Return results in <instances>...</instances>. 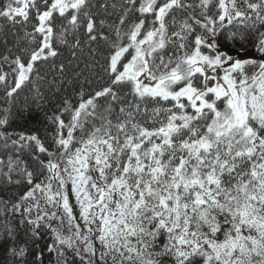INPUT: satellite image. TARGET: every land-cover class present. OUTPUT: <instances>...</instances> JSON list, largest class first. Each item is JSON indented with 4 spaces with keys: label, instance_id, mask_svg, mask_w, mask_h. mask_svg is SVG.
Segmentation results:
<instances>
[{
    "label": "snow or ice",
    "instance_id": "snow-or-ice-1",
    "mask_svg": "<svg viewBox=\"0 0 264 264\" xmlns=\"http://www.w3.org/2000/svg\"><path fill=\"white\" fill-rule=\"evenodd\" d=\"M0 22L22 33L0 42V211L52 241L30 260L5 227V264H264V0H0ZM85 46L98 83L49 97L42 69Z\"/></svg>",
    "mask_w": 264,
    "mask_h": 264
},
{
    "label": "trees",
    "instance_id": "trees-1",
    "mask_svg": "<svg viewBox=\"0 0 264 264\" xmlns=\"http://www.w3.org/2000/svg\"><path fill=\"white\" fill-rule=\"evenodd\" d=\"M99 17L104 18L103 10H99ZM0 24H2V22H0ZM17 34H22L19 30V26L12 27L4 25L0 28V42L7 40L8 46L11 47L14 43V37ZM3 50V46L0 44V51ZM97 59H100L102 62V57H97ZM56 63H63L65 65V71L59 73L58 71L45 66L42 69V75H46V79L39 83V87L42 91H45L49 97L55 95L57 101L65 95H71L74 91L79 89L81 84L87 88L88 80L93 81V86H95V84L98 83L97 77L103 74L99 65L95 64L87 46L83 48V51L77 50L75 57L72 56L71 51L64 49L63 54L57 59ZM86 65H92V67H86ZM49 81H54V83L50 85L48 83ZM68 81H72V83L69 84ZM56 88H60V92L56 93ZM25 95L30 94L27 92L22 93L18 99L19 104L24 103ZM0 103L3 102L0 101ZM18 126L28 131L40 128L41 132H43V126L38 124L35 120L31 122L20 121ZM18 191L19 190L15 186L7 185L3 179H0V200L13 199ZM19 221L20 217H5L3 212L0 211V234L4 232L5 227H12L17 237V243L20 246L26 245L28 247L30 260L34 257L35 253L41 249L44 250V256L47 259L49 254L46 248L47 245L52 242L50 234L41 232L40 238L35 239L32 237L30 226L21 224ZM7 259L10 264L12 258L8 257ZM0 264H5L3 248H0Z\"/></svg>",
    "mask_w": 264,
    "mask_h": 264
}]
</instances>
